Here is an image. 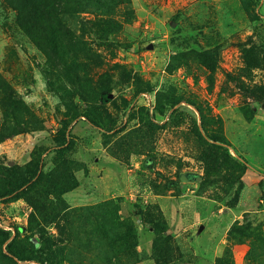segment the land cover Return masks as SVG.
Returning a JSON list of instances; mask_svg holds the SVG:
<instances>
[{"label": "rangeland", "instance_id": "obj_1", "mask_svg": "<svg viewBox=\"0 0 264 264\" xmlns=\"http://www.w3.org/2000/svg\"><path fill=\"white\" fill-rule=\"evenodd\" d=\"M70 1L0 0V264H264V0Z\"/></svg>", "mask_w": 264, "mask_h": 264}, {"label": "trees", "instance_id": "obj_2", "mask_svg": "<svg viewBox=\"0 0 264 264\" xmlns=\"http://www.w3.org/2000/svg\"><path fill=\"white\" fill-rule=\"evenodd\" d=\"M61 0H23V4L29 9L30 6L34 5L37 10H32V17L36 20V21H41L45 24L46 29H49L51 33H55V26H56V21L59 22L58 19V12L51 14L52 10H55V6L56 5H60ZM65 1L66 4L67 2H71L70 0H62ZM23 6H18V22L20 23V25L27 31L28 35L31 37V39L36 42L37 44H39V40L41 39L39 37V33L41 32V30L35 29L36 26H31L32 23L28 22L26 20V14L24 13V11L22 10ZM26 7H25V11H26ZM51 44L56 47L58 45V41L55 39L52 40ZM196 178H198L196 176ZM30 183V181H26V182H22L21 184H17L14 185L12 183L9 184V190L0 194V197H8L11 196L13 194H15L16 192H18L20 189L24 188L25 186H27ZM16 237H14L12 239V241H10V243H8V248L11 247L12 242L14 241ZM10 239V236L7 232H5L4 230L0 229V244L1 243H6L8 240ZM0 259H8V260H13V257H11L10 255L6 254L3 252V250L0 251ZM22 260H27L25 258H22Z\"/></svg>", "mask_w": 264, "mask_h": 264}]
</instances>
